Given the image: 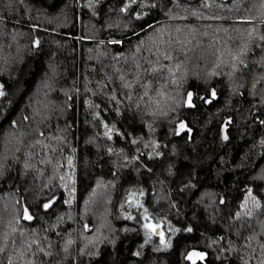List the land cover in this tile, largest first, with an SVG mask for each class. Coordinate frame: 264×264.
Returning <instances> with one entry per match:
<instances>
[{
	"label": "trees",
	"instance_id": "obj_1",
	"mask_svg": "<svg viewBox=\"0 0 264 264\" xmlns=\"http://www.w3.org/2000/svg\"><path fill=\"white\" fill-rule=\"evenodd\" d=\"M0 93V264H264V0H0Z\"/></svg>",
	"mask_w": 264,
	"mask_h": 264
},
{
	"label": "rangeland",
	"instance_id": "obj_2",
	"mask_svg": "<svg viewBox=\"0 0 264 264\" xmlns=\"http://www.w3.org/2000/svg\"><path fill=\"white\" fill-rule=\"evenodd\" d=\"M129 196L130 195H128L127 197ZM122 209L124 210L123 212L121 211ZM131 211L135 213V219L139 223L142 243L148 244L149 246L154 248H162V249L169 246L171 241V234L167 233L165 229L161 232L162 226L161 228H159L158 233L154 232V225L155 226H157L158 224L161 225L162 220L165 222V227L169 226V222L167 218L163 214L154 211L151 212L150 208L146 204H142L141 195L138 192H135V198L133 204L128 205L126 202L120 204L117 207V213L118 214L120 213L121 215L124 214V216H126V214L130 213ZM47 226L49 227L52 226L51 222L48 223ZM99 229L97 227V233L95 236H98ZM76 241L78 242L79 245L82 244L81 241L78 240ZM84 247L86 249L88 247V243L85 242ZM192 252H199L204 254L202 250L193 248L186 253V256L188 257L189 254Z\"/></svg>",
	"mask_w": 264,
	"mask_h": 264
},
{
	"label": "snow or ice",
	"instance_id": "obj_3",
	"mask_svg": "<svg viewBox=\"0 0 264 264\" xmlns=\"http://www.w3.org/2000/svg\"><path fill=\"white\" fill-rule=\"evenodd\" d=\"M2 94V93H0ZM28 219H30L31 217H26ZM190 231V229H189ZM188 259L192 261V264H196L197 260H203L204 259V254L203 253H199V252H192L189 254Z\"/></svg>",
	"mask_w": 264,
	"mask_h": 264
},
{
	"label": "water",
	"instance_id": "obj_4",
	"mask_svg": "<svg viewBox=\"0 0 264 264\" xmlns=\"http://www.w3.org/2000/svg\"><path fill=\"white\" fill-rule=\"evenodd\" d=\"M154 232H155V233H158V232H159V226H155V227H154Z\"/></svg>",
	"mask_w": 264,
	"mask_h": 264
}]
</instances>
